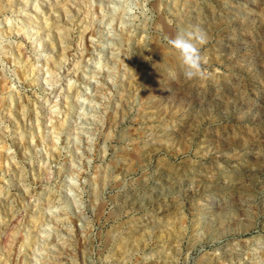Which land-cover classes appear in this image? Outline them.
I'll use <instances>...</instances> for the list:
<instances>
[{
  "label": "rangeland",
  "instance_id": "obj_1",
  "mask_svg": "<svg viewBox=\"0 0 264 264\" xmlns=\"http://www.w3.org/2000/svg\"><path fill=\"white\" fill-rule=\"evenodd\" d=\"M0 80V264H264V0H0Z\"/></svg>",
  "mask_w": 264,
  "mask_h": 264
},
{
  "label": "clouds",
  "instance_id": "obj_2",
  "mask_svg": "<svg viewBox=\"0 0 264 264\" xmlns=\"http://www.w3.org/2000/svg\"><path fill=\"white\" fill-rule=\"evenodd\" d=\"M171 49L179 54V60L186 79H194L204 75L203 57L200 46L207 43L206 33L199 26L180 29L173 37H165Z\"/></svg>",
  "mask_w": 264,
  "mask_h": 264
},
{
  "label": "bare ground",
  "instance_id": "obj_3",
  "mask_svg": "<svg viewBox=\"0 0 264 264\" xmlns=\"http://www.w3.org/2000/svg\"><path fill=\"white\" fill-rule=\"evenodd\" d=\"M56 15V14H55ZM56 20V19H55ZM56 22V21H55ZM56 36H59V33H57L56 34ZM50 41V42H49ZM49 41H48V43L51 45V48L52 49H54V47H58V46H56L55 44H54V38L52 39H49ZM61 45H63L62 44V42L60 43V45L59 46H61ZM59 49V48H58ZM65 53V51L62 49V54H64ZM62 65V64H61ZM61 68V67H60ZM59 68V69H60ZM2 80V79H1ZM0 80V93L1 92H3V90H4V84H3V80L1 81ZM135 81V80H134ZM3 102V101H2ZM21 141V140H20ZM22 142V141H21ZM19 144H21L22 145V148H23V152H26V150H28V148H27V145L28 144H24V143H19ZM29 147V146H28ZM20 156V155H19ZM24 156V155H23ZM13 241H14V238H13V236L12 235H8L4 240H3V246L5 247V248H8V247H10L11 245H12V243H13Z\"/></svg>",
  "mask_w": 264,
  "mask_h": 264
}]
</instances>
